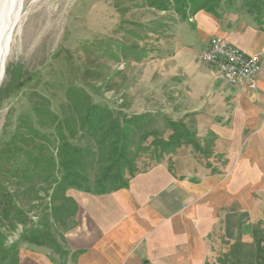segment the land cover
Listing matches in <instances>:
<instances>
[{
  "label": "rangeland",
  "instance_id": "374dc122",
  "mask_svg": "<svg viewBox=\"0 0 264 264\" xmlns=\"http://www.w3.org/2000/svg\"><path fill=\"white\" fill-rule=\"evenodd\" d=\"M253 4L222 0V10L254 12ZM176 16L149 7L146 0L24 1L0 79V179L30 209L35 226L46 230L45 245L52 250H66L77 198L87 193L63 189L59 147L69 143L94 152L82 160L94 191L107 162L103 144L82 124L88 105L110 109L129 126L128 152L136 172L174 156L178 144L193 143L199 124L192 111L197 105L193 84L159 63V52H173L164 42H171ZM31 225L2 228L0 264H17L21 248L30 243L24 235L35 228ZM248 231L241 241L217 237L210 264H255L257 243L264 245V221L248 225Z\"/></svg>",
  "mask_w": 264,
  "mask_h": 264
},
{
  "label": "crops",
  "instance_id": "0c3cea01",
  "mask_svg": "<svg viewBox=\"0 0 264 264\" xmlns=\"http://www.w3.org/2000/svg\"><path fill=\"white\" fill-rule=\"evenodd\" d=\"M252 10L177 14L164 42L173 52H159V63L193 84V143L178 144L126 188L79 195L66 250L27 243L18 264H210L217 237L241 241L248 225L264 221V5ZM213 36L261 57L255 90L227 84L202 60Z\"/></svg>",
  "mask_w": 264,
  "mask_h": 264
},
{
  "label": "trees",
  "instance_id": "16d2710c",
  "mask_svg": "<svg viewBox=\"0 0 264 264\" xmlns=\"http://www.w3.org/2000/svg\"><path fill=\"white\" fill-rule=\"evenodd\" d=\"M235 1L227 0L230 4ZM146 2L151 8L166 12L174 11L184 19H189L201 10L220 16V11L223 9L222 0H146ZM262 5H264V0H254L253 8L259 10ZM2 94L1 90L0 98H2ZM97 108V106L88 105L85 114L81 116L82 124L89 126L94 131V134L90 137L103 144L102 147L105 148L104 155L107 162L100 167V173L96 180V191L91 187L89 176L85 172L86 168L82 164V160L92 156L94 152L90 149L84 150L73 147L69 143H63L57 153L61 158L60 166L64 172L63 189L75 188L87 193L103 194L128 187L130 179L140 172H136V168L132 167V160L129 158L128 143L131 140L129 126L122 125L119 119L114 118L110 109L98 108V111H96ZM140 118L141 116L135 117L136 120ZM130 120L126 119L125 122ZM171 124L175 125L173 121H171ZM48 161H51V157ZM39 163L40 159H35L34 167ZM127 168L129 170L128 177L126 176ZM25 179L29 181L28 178ZM108 185L113 188L109 189ZM17 196L16 191L9 190L0 179V244H3L5 236L2 230L3 227L5 230L14 231L19 225H28L29 223L32 224L31 226L36 225L29 215L30 209L24 208L18 202ZM46 237V230L36 226L24 235L27 241L36 245H45ZM256 256L255 264H264V245L260 242L257 243Z\"/></svg>",
  "mask_w": 264,
  "mask_h": 264
},
{
  "label": "built area",
  "instance_id": "2783aa9c",
  "mask_svg": "<svg viewBox=\"0 0 264 264\" xmlns=\"http://www.w3.org/2000/svg\"><path fill=\"white\" fill-rule=\"evenodd\" d=\"M201 58L204 62L213 64L219 71L220 78L227 84L245 85L253 90L257 88L261 69L259 55H248L225 37L213 36Z\"/></svg>",
  "mask_w": 264,
  "mask_h": 264
},
{
  "label": "bare ground",
  "instance_id": "6f19581e",
  "mask_svg": "<svg viewBox=\"0 0 264 264\" xmlns=\"http://www.w3.org/2000/svg\"><path fill=\"white\" fill-rule=\"evenodd\" d=\"M24 1L25 0H0V79L1 72L5 76V64L8 59L7 48L14 36L16 20L23 9Z\"/></svg>",
  "mask_w": 264,
  "mask_h": 264
}]
</instances>
